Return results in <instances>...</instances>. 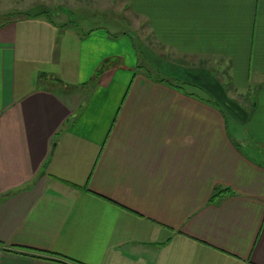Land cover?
Segmentation results:
<instances>
[{
    "label": "crops",
    "instance_id": "0c3cea01",
    "mask_svg": "<svg viewBox=\"0 0 264 264\" xmlns=\"http://www.w3.org/2000/svg\"><path fill=\"white\" fill-rule=\"evenodd\" d=\"M75 1L0 0V264H264V0Z\"/></svg>",
    "mask_w": 264,
    "mask_h": 264
},
{
    "label": "rangeland",
    "instance_id": "374dc122",
    "mask_svg": "<svg viewBox=\"0 0 264 264\" xmlns=\"http://www.w3.org/2000/svg\"><path fill=\"white\" fill-rule=\"evenodd\" d=\"M108 5H109V3H102V2L95 3L93 1V8L95 9L93 11L97 12V8L103 9L104 7H108ZM89 6L92 7L91 0H85V1L84 0H77L73 3V5H71L69 7V9L70 10H77L81 7L86 9V7H89ZM39 8H45V7H39ZM112 8L114 11L107 14V19L111 21V22L109 21L108 23H112L111 26L115 27L116 30H121V28L126 29V32H127V30H129L128 34H131V35L133 34V36L137 40L139 38H141L142 39L141 41H143V42L150 41V30L148 29V26L139 17H134V16L131 17V16H128L123 11L122 12L119 11V9L121 8V6H119V5H115ZM45 9L51 11V9H48V8H45ZM29 11L32 12V11H34V9H30L28 11H23V12H29ZM12 12L14 14L15 13H23L20 10H15ZM13 13H9V14H13ZM9 14H7L5 16L4 15L0 16V22L8 21L9 18H7V16ZM50 14L54 20H57V14L56 13L51 11ZM83 14H85V15H83ZM80 15H81V19L84 20V22L80 24L83 27H85V25H87V24L93 25V24L99 23V21H96L99 18V16H96L97 18L92 17L93 20H95V21H93L91 19H85L88 16L87 11L81 13ZM107 28H108V30L113 32L112 27L108 26ZM229 125H231L230 126L231 136H234V138L239 143V145L249 154L256 155L255 150H253L254 148H256L255 145L253 144V142H251L249 139H247V140H244L243 138L239 139L238 131H233L232 125H234V124L231 122ZM242 142H247V144H244ZM258 151H259V149H258ZM262 153L264 154L263 151H262ZM261 158L264 160V155ZM259 160H260V158H259Z\"/></svg>",
    "mask_w": 264,
    "mask_h": 264
},
{
    "label": "trees",
    "instance_id": "16d2710c",
    "mask_svg": "<svg viewBox=\"0 0 264 264\" xmlns=\"http://www.w3.org/2000/svg\"><path fill=\"white\" fill-rule=\"evenodd\" d=\"M39 9V10H38ZM50 10H47L45 8H37V10L35 11H32V12H23V13H13V14H10L7 16L8 21L9 20H17V19H22V18H37V17H40V16H47V17H50L51 14H50ZM108 62H104L101 67L98 69L97 73L95 74V77L98 76V73L101 72L102 70H104V68L106 67ZM226 190H223V191H220V192H217L215 193V195L212 197L211 201H214L215 199H218L223 193H225Z\"/></svg>",
    "mask_w": 264,
    "mask_h": 264
}]
</instances>
